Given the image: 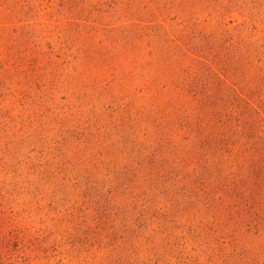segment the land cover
<instances>
[{
    "label": "rangeland",
    "instance_id": "obj_1",
    "mask_svg": "<svg viewBox=\"0 0 264 264\" xmlns=\"http://www.w3.org/2000/svg\"><path fill=\"white\" fill-rule=\"evenodd\" d=\"M0 264H264V0H0Z\"/></svg>",
    "mask_w": 264,
    "mask_h": 264
}]
</instances>
